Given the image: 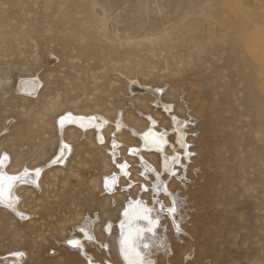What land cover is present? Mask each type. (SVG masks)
Segmentation results:
<instances>
[{
	"label": "rangeland",
	"instance_id": "rangeland-1",
	"mask_svg": "<svg viewBox=\"0 0 264 264\" xmlns=\"http://www.w3.org/2000/svg\"><path fill=\"white\" fill-rule=\"evenodd\" d=\"M146 87L185 122L192 149L161 175L185 202L176 199L178 227L164 221L172 245L157 264H264V0H0V159L15 174L69 147L39 186L17 188L23 216L0 205L1 257L70 264L72 236L93 262L120 264L100 241L113 243L128 200L163 196L155 213L172 205L130 153L136 137L111 149L120 115L139 130L148 119L170 128ZM71 114L106 119L102 138L94 125L58 126ZM88 219L98 241L84 240Z\"/></svg>",
	"mask_w": 264,
	"mask_h": 264
},
{
	"label": "bare ground",
	"instance_id": "bare-ground-1",
	"mask_svg": "<svg viewBox=\"0 0 264 264\" xmlns=\"http://www.w3.org/2000/svg\"><path fill=\"white\" fill-rule=\"evenodd\" d=\"M36 86H38L37 81L35 79H31L27 83L23 84L22 87L29 92L31 89L36 88ZM147 88H149L148 91H150V87H146L144 89L146 90ZM156 89V91H150L155 98L153 101L154 105L161 106L164 111V115L165 113L169 114V110H172L170 104H166L162 101L160 91L158 88ZM171 113L172 114H169L170 118L166 119L170 124V128H166L164 123H162L161 125L163 127L161 130L156 129L153 125L155 123V119H150V121L148 119V123H151V126L145 128L144 130H139L136 125L134 126V124L131 125L130 121L126 123L121 118V115L116 121L117 132H122V138H113V145L111 148L113 150L112 153L114 155L119 153L117 151V146L121 143V141H132L136 137L138 146L130 148V153L138 157L144 176L150 178L149 174L152 173L151 177L155 179V182L152 184V190H154L157 195L161 191H167L171 197L170 204H172L169 207L163 205L160 212L155 213L152 211V207L154 206L155 208L158 202V204H161L160 198L163 196H160L157 199L154 198L153 206H149L148 203L143 201L141 198L128 200L119 214V223L118 226H116V236L115 239L111 241L113 243L111 244L108 242L109 240L106 237H104L105 242L100 241V244L104 246V250L108 254H111V251L116 253L119 257L120 264H157L158 255L160 253L168 255L172 245L170 237L167 234V227H163L166 217L167 223H171V229L175 226L178 227V223L182 220V218H177L175 214L176 199L181 197L172 193V187L167 184L166 178L174 174L176 165L181 164L183 166L180 157H184V159L187 157L188 159L192 149L189 147L190 141L185 138L186 132L183 129L185 127V122L176 116L175 111ZM66 121L79 124L83 128L94 125L98 131V137L100 139L102 138L101 136H103L101 131L103 127L102 125H105L104 123H106V119L104 118H100L99 122L96 121L95 118L76 117L71 114L61 117L57 124L60 126V124H64ZM124 128L126 130H124ZM167 143L171 144L168 145ZM180 148L181 151L178 152ZM68 152L69 147L62 142L57 155H54V158L51 157L48 161V163H50H47L46 165L48 166L64 161ZM146 153H151L150 157H157V164L151 166L148 164L150 163L149 161H144L142 156H145ZM183 153H185L186 156L182 155ZM112 157L114 159L113 155ZM6 161L7 158L5 157L0 159V205L8 211H13L16 215L23 216L24 214L19 211V207L17 205V188L21 184H27L29 182L39 186L38 178L46 165L39 166L33 170L25 169L19 173L10 174L7 172L6 166L4 167ZM122 171L125 173L127 172L126 168H123ZM162 173L168 174L166 178L161 176ZM117 180L118 176L115 174L113 177L106 178L104 188H111ZM181 199L185 202L183 198ZM163 210H165V213H162ZM80 227L82 230L81 233L86 242L94 240V238L98 241L96 235L97 233L95 232V229H93L92 220H86ZM108 228L112 235L113 228L111 223L108 225ZM171 232L173 233V231ZM86 244H84L81 240L74 239L72 236L67 240L68 249L70 250L69 254L73 257L71 258L70 264H99L97 262H93L91 253H88L86 250ZM114 246L115 248L113 249ZM23 260L24 258L17 255H9L8 257L0 256V264H28L27 262L22 263ZM106 264L114 263L112 260H107Z\"/></svg>",
	"mask_w": 264,
	"mask_h": 264
}]
</instances>
